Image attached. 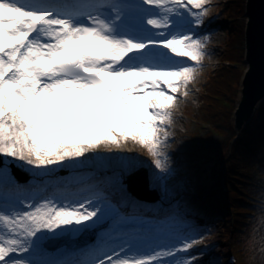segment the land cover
Instances as JSON below:
<instances>
[{
  "label": "snow or ice",
  "instance_id": "6c2138e0",
  "mask_svg": "<svg viewBox=\"0 0 264 264\" xmlns=\"http://www.w3.org/2000/svg\"><path fill=\"white\" fill-rule=\"evenodd\" d=\"M209 2L0 0V157L43 170L131 141L167 172L172 111L210 41L193 32ZM6 167L7 160L0 166V264H194L178 254L202 237L138 246L122 232L79 258L47 259L46 241L89 230L102 209L91 197L12 198Z\"/></svg>",
  "mask_w": 264,
  "mask_h": 264
},
{
  "label": "trees",
  "instance_id": "16d2710c",
  "mask_svg": "<svg viewBox=\"0 0 264 264\" xmlns=\"http://www.w3.org/2000/svg\"><path fill=\"white\" fill-rule=\"evenodd\" d=\"M231 2L224 5V16L230 20L242 16L244 8V0ZM236 27L240 32L238 40L242 41L244 24L237 22ZM228 45L220 57L226 65L206 78L196 108L187 104L181 111L184 135L192 139L191 143L178 145L171 135L165 149L168 171L161 173L147 162L143 166L150 169L149 182L156 181L154 177L161 181L164 189L160 198L167 202L175 200L173 210L181 206V214L175 213L169 219L185 224L189 236L202 237L205 249L213 256L219 255L222 248L218 250L217 243L223 242V249L234 255L235 264H264V255L260 259L251 258L254 246L250 248L246 238L254 228L250 224L257 215L261 216L264 208V102L240 136L232 141L234 130L223 118L232 107L227 97H232L229 78L232 74L238 77L242 51L238 52L232 42ZM232 63L237 67H232ZM195 122L205 133L192 129ZM137 204L141 210L149 207L143 202ZM216 221H221L220 231L215 229Z\"/></svg>",
  "mask_w": 264,
  "mask_h": 264
},
{
  "label": "rangeland",
  "instance_id": "374dc122",
  "mask_svg": "<svg viewBox=\"0 0 264 264\" xmlns=\"http://www.w3.org/2000/svg\"><path fill=\"white\" fill-rule=\"evenodd\" d=\"M228 1L229 0H210L209 4L205 5V7H207L209 11L208 15L203 18L204 22L199 27L193 26V32L198 37L207 35L210 37V41L208 42L206 47V56L202 62V66L197 71L195 80L188 85L190 88L189 90H187L188 95L186 97L178 96L176 105L172 111L173 123L170 126L169 130L173 135L172 141H176L178 145H189L192 141V139H190L188 135H184V133H186V129L184 126L185 120L181 111L184 106L186 107L187 104H191L194 108H196L197 104L199 103L198 98H200V93L202 92V90H204L203 85L206 78L210 76L214 70L219 69L221 65H226L225 62L221 61L220 57L224 55L223 51H225V49L229 47V42L234 43L237 47L236 49L239 48L237 50L238 52L242 51V55L240 58V66H242L240 67V72H237L238 77L235 76V74H232L229 78L232 97L231 95H228L227 97L231 99L232 107L230 109V112L223 118V121L225 123H229V125L232 127V110L234 108L238 93L239 78L242 74L243 68L245 67L243 63V37L242 41L238 40L240 32L239 30H237L238 28L236 27V24L237 22H241L244 24V15L237 16V18L231 20L226 18L224 16V5L228 3ZM231 1H233L231 2V4H234L236 2V0ZM235 19H238L237 22L235 21ZM239 41H241L242 43L240 44ZM233 62L235 63V61ZM232 67L236 68L237 65L234 64ZM197 123L198 122L192 124V129L195 131L199 130V133H205L206 130L202 128L199 123L198 126H196ZM223 129H226L225 124ZM212 138L218 140L219 137L216 134H212ZM173 145H175V142L173 143ZM139 151L142 152V155H140L141 152ZM6 160V172L14 182V187L16 189L12 198H14L15 196H19L21 199L28 200L34 191H26L24 189V193L21 192V190L23 189V181L29 184L41 181L43 184L49 185V192L44 197L56 196L58 199L67 198L69 200H82L84 198L83 193L89 191L90 195L87 197L100 199L101 204L104 206L101 213V219L96 223L94 227L89 228V232H75L73 230L72 233L60 237H69L70 241H75L78 239L80 242H82L79 248L80 252L69 255L68 258L65 259L69 261L79 258L81 252L86 251L88 248L99 244L102 241H107L108 237L110 236V234H112V231L116 229L117 225L119 223H123L129 218V216H125L127 215V213H125V215L123 216H120L119 206L122 208V210H126V212L131 213L138 210L140 212L141 209L138 208L139 206L137 203L142 201H140L139 198L133 195V192L130 190V182L133 180L136 182L137 179V182L141 180V173H139L135 177H131V175L134 171L138 170V168L144 167L143 165H145V162L151 164L150 166H154V164L152 163V157L147 153V151L135 145L131 141L123 144L120 148L106 149L101 147L94 150V152L90 151L86 153L85 156L74 161H66L62 165H53L50 168L43 170L34 169L31 166L24 165L22 162L14 161L10 158L5 157H2V164L0 166H3ZM11 167H18L24 170L27 173L28 177L22 176V178L20 179L14 178L15 176L11 172ZM148 169L149 168H146L147 177L150 171V169L149 171ZM96 173H101V177H95ZM86 175H90L91 180L85 185L79 186L78 182L80 178ZM119 177V183L117 184L116 188L114 187L113 183ZM153 179L156 181H150L149 190H152L151 186H153L152 184L155 183L154 187L156 186L157 191L159 193H162L164 188L161 181H159L158 177H154ZM50 186L54 187L50 188ZM19 189L20 191H18ZM108 191H111L114 194L116 192L118 196H110ZM149 196L154 198H157L158 196L159 199H161L160 195L156 196V193H150ZM4 198L8 199L9 197L5 195ZM174 202L175 200L169 202L168 205H166V208L171 207V205L175 206V204H173ZM143 203H146L150 206L149 208H142V211H148L149 213L151 212L154 215H158L163 218L164 222L169 219V217L167 218L165 216L166 214H157L158 207H162L160 200L157 202L148 201ZM174 210L171 209L170 212H167V214H169L170 216H175V213L181 214V206H179L178 209ZM112 213L119 214L114 221H111L110 218ZM259 218L260 216L258 215L254 218V222L250 224V227L254 224L252 233L249 234V237L246 236V238H248V246L250 248H253L254 246V248L250 252L251 258L254 257L258 259L262 258V256L264 255V236L262 237V235L260 234V232L264 234V222H261ZM174 222L175 221L172 222V220L169 221L170 225L166 226V228L171 229L174 228L175 225H180L179 223H175L174 225ZM109 224L112 225L107 230L106 227ZM220 225L221 221H216L215 229L220 231V228L222 226ZM184 228L185 230L180 229L181 233L173 237L168 243H161L158 245H176L178 247V241L182 240L183 238L187 237L199 239L196 235L189 236L187 234L188 228ZM163 232H165V230L160 228H158L156 231L157 234H162ZM220 248H222V250L219 252V255L213 256L212 252H210L208 249H205L204 244L201 243L190 249L188 253H181L180 258L182 256L194 258L195 264H227L228 255L232 253L227 249H223V242L217 243V249L219 250Z\"/></svg>",
  "mask_w": 264,
  "mask_h": 264
},
{
  "label": "water",
  "instance_id": "95a60500",
  "mask_svg": "<svg viewBox=\"0 0 264 264\" xmlns=\"http://www.w3.org/2000/svg\"><path fill=\"white\" fill-rule=\"evenodd\" d=\"M244 27H243V63L244 69L239 78L238 93L232 110V127L235 141L244 128L253 118L258 107L264 102V0H244ZM2 158L0 157V165ZM13 173L17 178L26 175L22 170L13 167ZM141 173V180L130 182V190L133 195L143 201H159L156 188L149 190V181L145 168H138L131 177ZM150 193H156L157 198L150 197ZM50 250H55L64 243L53 240ZM72 247V244H68Z\"/></svg>",
  "mask_w": 264,
  "mask_h": 264
},
{
  "label": "bare ground",
  "instance_id": "6f19581e",
  "mask_svg": "<svg viewBox=\"0 0 264 264\" xmlns=\"http://www.w3.org/2000/svg\"><path fill=\"white\" fill-rule=\"evenodd\" d=\"M215 25V24H214ZM190 88H189V86H188V88H187V90H189ZM94 152V151H93ZM22 172H24V173H26L25 171H22ZM22 176H24V177H28V175H27V173H26V175L24 174V175H21V178H22ZM119 182H117V181H115L114 183H113V185H114V187H116L117 188V184H118ZM16 184H18V183H16ZM48 186L49 187V185H46V184H43V183H41V184H38V185H33L32 183H27V182H25V181H23V189L21 190V192H23L24 193V189L26 190V191H34V192H37V190H38V188L39 187H41V186ZM16 186V185H15ZM52 187H54V186H50V188H52ZM18 191H20V189L18 190ZM108 193H109V195L110 196H113V197H117L118 195H117V193L115 192V194L114 193H112L111 191H108ZM150 206V205H149ZM149 208V207H148ZM171 209H173L172 208V205H171V207H165L164 209H163V206H162V208L161 207H158V212H157V214H159V213H162L163 215H165L167 218L170 216L169 214H167V212H170V210ZM165 210V211H164ZM137 212H139V211H133V212H126V210H122V208L119 206V214H120V216H122V215H125V213H127V215H132V214H136ZM121 213H123V214H121ZM129 220H126V222H128ZM162 221H164L163 220V218H162ZM157 228V227H156ZM158 228H160L159 226H158ZM135 230V229H134ZM77 252H80V250L79 249H77L76 250V253ZM180 254V253H179ZM181 256V254L179 255V257ZM181 258H184L183 256L181 257ZM194 264H195V262H194Z\"/></svg>",
  "mask_w": 264,
  "mask_h": 264
}]
</instances>
